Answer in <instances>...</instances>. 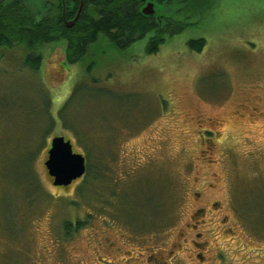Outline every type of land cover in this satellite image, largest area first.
<instances>
[{"label":"rangeland","instance_id":"374dc122","mask_svg":"<svg viewBox=\"0 0 264 264\" xmlns=\"http://www.w3.org/2000/svg\"><path fill=\"white\" fill-rule=\"evenodd\" d=\"M197 36L201 51L189 46ZM148 41L123 52L104 43L86 74L81 64L62 67L66 42L41 49L38 74L23 54H4L0 264H146L149 255L159 264H264V0H223L157 54ZM48 116L55 127L31 143L45 147L22 188L12 144L42 133ZM56 137L88 156L87 179L67 189L45 166ZM213 205L228 226L212 218ZM201 208L210 216L193 231ZM78 219L87 225L67 238L64 224Z\"/></svg>","mask_w":264,"mask_h":264},{"label":"trees","instance_id":"16d2710c","mask_svg":"<svg viewBox=\"0 0 264 264\" xmlns=\"http://www.w3.org/2000/svg\"><path fill=\"white\" fill-rule=\"evenodd\" d=\"M41 25L43 24L34 23L32 19L26 16L24 17L16 12L12 13L8 18L0 17V61L3 59L5 53L16 54L19 58L20 55L23 54L24 60L21 62L22 65H24L25 69L29 70V72L38 74L41 71L43 59L40 53L41 49L45 46L65 41L67 43L65 65L70 68L81 64L86 74L87 72H93L95 68V59L99 51L98 49L105 42L108 44V47L123 52L135 43L147 38L149 41L146 46V52L149 55H154L157 54L161 47L169 40L167 38H150V33L153 32V30H147V24H144L140 20H133L132 17L126 13V8H123V11L118 15L115 13L108 14L103 20L80 25L79 31L87 35V37L83 38H55L52 36L53 34L50 30L43 29ZM140 35L145 36L140 37ZM204 45L205 41L201 40L190 41L189 43L191 48L198 51H201ZM16 52H18V54ZM90 59L92 62H88ZM87 63H89V65H87ZM79 90L80 86H77L72 97H74ZM69 102L65 105L66 107ZM48 109H52L50 103ZM60 116V120L63 122L66 118L62 113H60ZM48 117L49 119L48 121L46 120V124L44 125L45 129L42 133H35V135L31 133L16 134L15 137L19 136L22 139H18L17 142L12 144L13 152L16 154L18 153L21 159L19 176L20 180L23 181L22 188L24 184L28 182L30 161L45 147V142H43L44 144L39 148L35 147L32 149L31 143L35 139L37 141L41 139L42 142L46 136L50 135L55 127L56 121L52 116ZM20 127L21 126L15 127L16 133L21 131L20 129H16ZM39 142L40 141H38V143ZM2 144L3 141L0 142V145ZM87 165H89L88 158ZM86 177H88V175H86ZM72 222L73 221H68L64 224V231L67 238H71L72 232L79 231L87 225L81 219H78L76 223Z\"/></svg>","mask_w":264,"mask_h":264},{"label":"flooded vegetation","instance_id":"af4514ba","mask_svg":"<svg viewBox=\"0 0 264 264\" xmlns=\"http://www.w3.org/2000/svg\"><path fill=\"white\" fill-rule=\"evenodd\" d=\"M223 0H0V17L8 18L12 13L30 18L41 27L52 32V36L59 39L83 38L87 37L85 33L79 31L80 25L89 24L93 21L103 20L108 14H120L123 8L133 20H140L147 24V30H153L150 38L154 39H174L186 34L192 33L207 19L213 17L217 7L219 8ZM147 10V14L146 11ZM115 32V31H114ZM145 35H140V37ZM203 39V37H194L191 41ZM65 42V41H63ZM61 43V42H59ZM56 43V44H59ZM55 44V45H56ZM108 46V44L105 42ZM67 45V43H66ZM67 51V47H66ZM62 64L66 70H70ZM73 67V66H72ZM209 211L212 212V218H217L219 223L228 226L229 218L219 214L221 209L216 205ZM206 208L196 209L192 214L195 224L193 231H198L205 225L206 219L210 213ZM220 215V217L218 216ZM202 225V226H201ZM225 234H231V231L225 230ZM195 237L198 240L204 238L203 233H197ZM195 247L200 249L207 248V241L199 244L194 241ZM153 251V249H149ZM171 251L170 254H172ZM204 262L202 254L197 256ZM173 257H171L172 259ZM135 261V257H134ZM159 260L149 255L146 264H159Z\"/></svg>","mask_w":264,"mask_h":264},{"label":"water","instance_id":"95a60500","mask_svg":"<svg viewBox=\"0 0 264 264\" xmlns=\"http://www.w3.org/2000/svg\"><path fill=\"white\" fill-rule=\"evenodd\" d=\"M45 166L57 188L67 189L87 173V159L75 153L73 143L65 137L52 140Z\"/></svg>","mask_w":264,"mask_h":264}]
</instances>
